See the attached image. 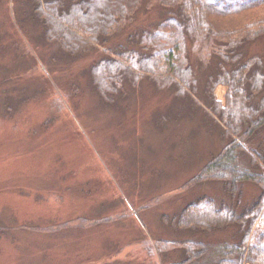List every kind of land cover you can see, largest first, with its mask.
<instances>
[{
    "label": "rangeland",
    "instance_id": "rangeland-1",
    "mask_svg": "<svg viewBox=\"0 0 264 264\" xmlns=\"http://www.w3.org/2000/svg\"><path fill=\"white\" fill-rule=\"evenodd\" d=\"M152 6H142L136 26L161 20ZM26 10L22 0H0V264L179 259V249L160 242L182 236L164 216L202 190L222 193L216 180L184 184L225 144L221 123L206 122L203 110L164 86V77L144 75L137 89L103 104L86 75L100 48L64 55L58 43L40 40V29L31 33ZM262 17L264 4L212 12L208 20L240 36ZM245 50L264 54V34ZM187 54L204 81L215 59L209 46L187 39ZM227 93V85L214 84L220 105ZM240 191L249 201L260 190L245 180ZM233 232L206 237L215 243Z\"/></svg>",
    "mask_w": 264,
    "mask_h": 264
},
{
    "label": "trees",
    "instance_id": "trees-1",
    "mask_svg": "<svg viewBox=\"0 0 264 264\" xmlns=\"http://www.w3.org/2000/svg\"><path fill=\"white\" fill-rule=\"evenodd\" d=\"M22 1L27 6L24 15L32 21L29 27L35 28L31 33L40 29L38 37L44 43L56 42L72 57L100 48L102 55L89 64L86 75L102 103L137 89L144 75L153 80L164 77V86L173 88L192 110H203L206 122L208 116L221 123L225 144L184 184L216 180L222 193L202 190L164 216L176 234L182 233L179 239L160 240L164 248L180 251L179 259L167 264H264V54L245 50L249 41L264 34V17L247 24L240 36L216 30L208 20L212 12L264 0ZM152 1L161 20L136 26L142 6L148 10ZM187 39L202 40L209 46V58L215 57L204 81L187 54ZM157 69L163 71L160 77L154 73ZM218 81L228 86L222 105L212 94ZM245 180L260 190L249 201L242 200L240 191ZM257 223L261 230L254 234ZM228 227L234 228L232 236L215 243L206 237Z\"/></svg>",
    "mask_w": 264,
    "mask_h": 264
}]
</instances>
